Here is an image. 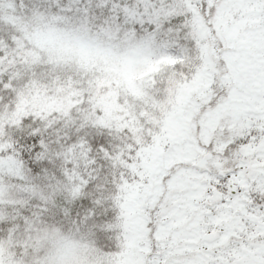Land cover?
Masks as SVG:
<instances>
[{
    "label": "snow or ice",
    "instance_id": "obj_1",
    "mask_svg": "<svg viewBox=\"0 0 264 264\" xmlns=\"http://www.w3.org/2000/svg\"><path fill=\"white\" fill-rule=\"evenodd\" d=\"M0 264H264V0H0Z\"/></svg>",
    "mask_w": 264,
    "mask_h": 264
}]
</instances>
